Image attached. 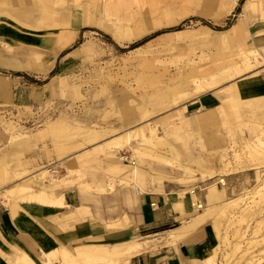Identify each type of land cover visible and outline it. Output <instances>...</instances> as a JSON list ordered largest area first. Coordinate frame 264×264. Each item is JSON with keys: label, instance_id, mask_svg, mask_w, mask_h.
<instances>
[{"label": "bare ground", "instance_id": "obj_1", "mask_svg": "<svg viewBox=\"0 0 264 264\" xmlns=\"http://www.w3.org/2000/svg\"><path fill=\"white\" fill-rule=\"evenodd\" d=\"M52 1L53 5H58L59 1L63 3L65 0ZM222 1L228 3L226 9L221 7V4H217L215 7L218 11L220 9L219 14L207 12L203 15L216 20L230 16L239 2V0ZM99 2L96 4H100L101 7L95 12L81 4L65 7L64 17L44 10L43 18L37 21L30 12L19 10L12 0L10 2L0 0V63L7 70L18 73L50 74L54 71L59 56L75 41L81 27L101 26L112 33L119 45L126 47L128 43L148 32L150 25L148 26L144 19H139L140 17L134 18L133 14L131 22L134 18L138 28L133 27L128 19L125 23L117 19H110V21L106 19L120 10L129 11L133 4L139 8L141 3H162L163 1L99 0ZM186 3L194 4L196 1L186 0ZM184 11L186 10L175 5L167 6L164 10L167 16L166 25H171L177 16L185 13ZM257 11L264 17L262 0H246L241 16L244 18ZM98 14L104 17H99ZM19 26L48 30L24 32ZM203 28L213 31L208 26ZM241 28H244L242 22L222 33L235 32ZM174 33H182V30ZM256 37L261 38V47L243 51L241 57L243 69L237 67L235 72L238 75L243 72L249 73L238 76V79L220 88L221 81L217 75L205 79L207 81L195 80L193 91L175 99L176 106L165 114L163 134H160L157 128L159 122L152 126L151 121L147 120L124 130L114 131L111 135L104 134L95 144L71 155L62 156L56 164L64 165L68 170V174L62 177L53 178V173L56 171L49 166H41L31 172H16V180L6 184L0 183V204L10 209L13 222L19 232L29 235L38 243L40 262H36L37 257L19 239L8 237L1 231L0 257L8 264H129L138 256L154 253L163 248H171L177 252L176 262L172 264H200L198 262L200 257L204 258L202 264H230V259H238L236 264L239 262L258 264L264 259V208L258 211L253 210V205L259 206L264 201V129L261 130V136H258L256 141L248 139L242 130L227 149L205 155L196 156L191 146L185 142V136L193 135L203 128L211 118L212 112L221 114L229 120L234 113H240L245 108H250L244 110L246 113H257V110L264 105V85L256 77V72H251L257 63L264 61V29L255 33ZM150 43L151 41L145 45ZM145 45L130 50V53L140 55ZM18 46L23 50L27 48L26 52L20 54L16 48ZM66 56L58 75L54 76L50 82L44 85H31L32 98H40L37 97L39 96L37 90L40 89H46L52 94L59 85L62 86L60 96H65L69 86V82L65 81L63 76L69 70L67 65L69 57L66 58ZM0 93H4L3 98L9 99V104L12 103V80L7 76H0ZM209 95L217 97L219 101V104L213 108H205L202 104L203 99ZM261 95H263L261 98L254 100L243 99ZM197 102L205 111L198 110L191 114L193 116L187 115L190 105ZM174 117L178 118L179 123L175 122ZM63 118L61 116L60 119L48 123L38 133L57 128L60 122L64 121ZM0 122H3L1 116ZM6 124L7 127H12L10 130L13 132L9 138L11 141L24 136L12 123L6 122ZM244 127L250 129L247 123H244ZM94 134L97 136L98 132ZM94 134L92 136L95 137ZM127 147L132 149L136 165L135 163L123 164L116 161L111 153H106L105 156L110 159L109 162L115 164L109 163L107 172L104 168H100L105 170L104 173L91 172L87 180L84 179L86 173L76 167L78 162L85 161V158L95 151L107 152V150H122ZM164 163L169 165L176 163L177 168L182 170V174L175 172L174 168L169 170ZM251 171L255 172L260 185L252 190L245 189L243 193L233 191L229 193L225 178L248 174ZM217 177L219 179L216 182ZM210 180L215 182L204 189L202 196L199 197L195 190L197 181ZM35 183L39 184L38 189L34 187ZM167 183L184 185V189L178 192V199L173 202L172 208L180 225L158 235L137 236L116 243L89 241L65 245L56 237L53 228L50 229L52 217H56L59 210L68 207L65 201L66 192L74 190L79 192L82 203L75 211L83 219L92 215L91 208L85 205V202L89 199L87 193L94 191L95 194L104 196L102 199L95 198V202L101 204V208L103 205L109 214L118 215L117 219H110L104 223L105 230L118 231L137 227V223L124 214L122 208L133 205L134 211H137L138 199L135 197L147 194L158 193L169 198L164 189ZM109 195H113V200H110ZM39 205H47V207H38ZM233 214L238 217H230ZM36 215L42 217L41 223L38 222ZM257 218L262 220H258L256 225L251 226L252 220L255 222ZM245 222L247 229L244 231ZM46 225L49 226V235L43 233ZM231 227H234L232 237ZM248 230L252 232L250 237L247 236ZM193 236L200 245L193 244ZM183 246H187L188 255L182 253ZM253 248L256 250L251 251Z\"/></svg>", "mask_w": 264, "mask_h": 264}, {"label": "rangeland", "instance_id": "obj_2", "mask_svg": "<svg viewBox=\"0 0 264 264\" xmlns=\"http://www.w3.org/2000/svg\"><path fill=\"white\" fill-rule=\"evenodd\" d=\"M12 1L19 10L30 12L34 20L37 21L43 18L44 10L64 17L65 7H75L81 4L94 12L101 7L100 4H96L99 0H79L78 2L65 0L63 3L59 1L58 5H53L52 0ZM162 1L164 3H141L139 8L133 4L129 11L120 10L113 13L114 16L106 19L107 21L117 19L124 23L128 19L131 22L133 14L134 18L140 17L139 19H144L148 26L150 25L151 28L148 32L128 43L126 47L119 45L112 33L101 26L81 27L75 41L66 50L69 52L63 54L66 52L64 51L57 59L54 75L52 73L47 75L18 73L0 68V76L9 77L13 86L11 104L8 103L7 97L2 98L4 93H0V116L3 120L0 122V183L6 184L16 180V172H31L41 166H49L50 169L56 171L53 173V178L62 177L68 174L64 165H56L62 156L71 155L82 148L95 144L102 139L104 134L111 135L114 131L124 130L147 120L151 121L152 126L159 122L157 128L159 133L163 134L165 114L176 106L175 99L180 98L184 93L193 91L195 80L207 81L205 79L217 75L221 81L220 88L238 79V76L249 73L235 74L237 67L242 68L243 51L261 47V38H255V33L264 29V17L261 12L257 11L243 18L241 14L246 0H239L236 9L230 16L216 20L203 14L207 12L219 14L220 9L218 11L215 7L217 4H221V7L226 9L228 3H223L222 0H195L194 4H187L186 0ZM262 2L264 3V0ZM169 5L178 6L186 11L167 26V16L164 10ZM44 6L46 7L44 8ZM98 16L104 17L100 14ZM134 18L131 24L138 28L134 23L136 21ZM3 19L5 18L3 17ZM204 21L209 25H206ZM240 22L244 24V28L235 32L222 33ZM180 26L182 33L166 32ZM203 26H208L213 31H207ZM19 28L24 32L48 30L20 26ZM157 33L161 34L152 38L150 44L142 45L145 47L140 55L130 53L128 50L131 45ZM16 48L20 54L27 50V48L23 50L19 46ZM65 56L69 57L67 62L69 70L63 75L64 80L69 82L65 96H60L62 86L59 85L52 94L46 89H40L37 90L39 95L37 97L40 98H32L31 85H44L50 82L54 76L58 75ZM251 72H256V77L264 85V61L257 63ZM262 96L243 99L254 100ZM204 99H215L217 102L213 107L219 104L217 97L213 95ZM190 106L187 115L193 116L191 114L198 110L205 111L198 102ZM213 107L205 106V108ZM246 109L250 108H245L240 113H234L229 120H226L221 114L212 112L211 118L203 128L193 135L187 134L185 142L198 156V154L205 155L209 152H220L227 149L242 130L248 139L256 141L257 137L261 136V130L264 129V105L257 110V113H246L244 111ZM61 116L64 117V121L60 122L57 128L46 129L42 133H38L48 123L60 119ZM158 117L160 119L155 120ZM174 120L179 123L177 117H174ZM6 122L12 123L16 130L22 132L24 136L11 141L9 138L13 132L10 130L12 127H7ZM244 123H247L250 129L243 128ZM258 128L259 132H257ZM97 132L96 136L94 133ZM106 153L114 155L118 162L128 165L135 163L136 165V159H134L130 147L122 150H107V152L98 150L86 157L85 161L78 162L76 166L86 173L85 180L88 179L91 172L101 171L104 173L105 170L107 172L106 168L109 166L110 159L105 156ZM229 154H231L230 150ZM110 164L114 165L115 163ZM164 165L169 170L174 168L175 172L182 174V170L177 168L176 163L175 165L164 163ZM197 175L201 177V175ZM219 177L215 179L216 182ZM225 179L229 193L231 191L243 193L245 189L252 190L260 185L253 171L239 176H229ZM215 180L197 181L195 190L198 196L201 197L202 191L213 184ZM34 187L38 189L39 184L35 183ZM183 187L184 185L177 183H167L164 189L174 202L178 199V192L184 189ZM74 192L79 195L77 190ZM87 195L89 199L86 200L85 205L91 209L96 206L100 211L101 204L96 203L94 199H102L104 196L95 194L94 191ZM110 197L113 195H109ZM38 207H47V205ZM262 208H264V201L259 206L253 205V210L258 211ZM5 210L10 212V209L8 210L4 204H0V213ZM235 214L230 217H238ZM36 218L41 223L42 217L36 215ZM55 218L52 217L50 221V229L57 228L56 225L60 222ZM258 220L262 219L257 218L255 222L252 220L250 225H256ZM179 225L180 223L177 222L168 227L172 229ZM49 226H44V231L48 234ZM243 226L245 231L247 223L245 222ZM233 231L234 227H231V237ZM162 232L164 231L155 232L154 229L144 232L141 236H154ZM251 233L248 230L247 236L250 237ZM34 250L36 249L34 248ZM254 250L256 248L251 249V251ZM39 255L36 259L37 263L40 262ZM203 261L204 258L200 257L199 263L202 264ZM237 262L238 259H230V264ZM0 264L8 263L0 257ZM238 264L244 263L239 262ZM258 264H264V259Z\"/></svg>", "mask_w": 264, "mask_h": 264}, {"label": "crops", "instance_id": "obj_3", "mask_svg": "<svg viewBox=\"0 0 264 264\" xmlns=\"http://www.w3.org/2000/svg\"><path fill=\"white\" fill-rule=\"evenodd\" d=\"M1 67L6 69L2 63H0V68ZM216 102L215 99H203L202 104L206 107H213ZM135 198L138 199V210L134 211L133 205H129L123 207L122 212L135 221L138 226L118 231H107L104 229V223L110 219H117L118 215L109 214L102 205L100 211L97 209L98 207H92V215L83 219L81 216L77 215L75 211L76 208L82 205L80 196L74 191L66 192L65 201L68 207L57 212L55 219L60 220V222L56 225L57 228L53 229L55 235L65 245L89 241L96 243H116L128 238L141 236L146 231L159 229L179 222L177 220V215L172 211V199L158 193L147 194L146 196ZM110 200H113V197H111ZM151 205L156 206L152 207ZM99 213L101 215L100 217H98ZM0 231L8 237L12 236L19 239L35 257L40 254L38 243L29 235L19 232L13 222L11 213L7 210L0 213ZM43 233L49 235L46 231H43ZM192 241L193 244L200 245V242L195 236H193ZM34 248L36 250H34ZM182 253L184 255L189 254L187 246L182 247ZM38 257H40V255ZM176 257L177 252L175 250L163 248L154 253L138 256L132 259L129 264H172L176 262Z\"/></svg>", "mask_w": 264, "mask_h": 264}, {"label": "trees", "instance_id": "obj_4", "mask_svg": "<svg viewBox=\"0 0 264 264\" xmlns=\"http://www.w3.org/2000/svg\"><path fill=\"white\" fill-rule=\"evenodd\" d=\"M204 23H205L206 25H209V24H208L207 22H205V21H204ZM182 25H183V24H182ZM182 25H181V26H182ZM181 26H180V27H176V28L169 29V30L166 31V32L179 31V30H181ZM160 34H161V33H157V34H154L153 36L147 37V38H145L144 40H142L141 42H138V43H136V44L131 45V46L128 48V50H133V49H135V48H138V47L142 46L143 44L147 43L148 41H150L152 38H154V37H156V36H158V35H160ZM67 52H69V51H66V52H64L63 54H65V53H67ZM54 73H55V70L52 72V75H54ZM168 229H169V227H168V226H165V227H162V228H159V229H155V232L165 231V230H168Z\"/></svg>", "mask_w": 264, "mask_h": 264}]
</instances>
